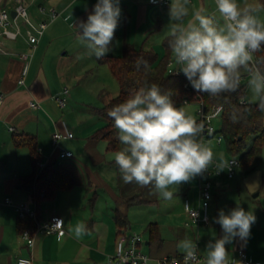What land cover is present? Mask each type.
Wrapping results in <instances>:
<instances>
[{
	"label": "crops",
	"instance_id": "0c3cea01",
	"mask_svg": "<svg viewBox=\"0 0 264 264\" xmlns=\"http://www.w3.org/2000/svg\"><path fill=\"white\" fill-rule=\"evenodd\" d=\"M96 2L97 0H27L31 16L38 21H47L48 26L34 52L26 78V87L19 86L17 82L22 69L20 53L27 49V26L19 19L22 36L16 40L0 38L2 47L7 51V54L0 53V87L5 92V100L0 107V163L3 165L0 176L4 177L2 194L5 198L10 197L15 201L32 199L20 189L19 179L32 174L35 165L27 148L14 146L12 140L14 133L35 134L38 137V150L42 160L48 163L57 161L71 169L79 181V185L73 189L59 191L52 199L41 202L39 208L37 205L42 219L61 217L66 232L61 237L38 234L32 249L21 240L18 226L21 219L16 211L6 205L5 200L3 203L0 202V264H15L17 257L20 256L32 257L34 264H117L113 257L119 235L122 232L128 234L137 232L135 234L140 235L142 230L144 233L140 235L143 239L141 250L151 258L147 264H158V259L165 256L181 257L182 253L177 244L185 237L197 242L198 253L202 257L205 254L206 243L213 237L218 238L222 235L220 225L214 223L213 218L217 217L220 209L227 212L238 204L229 205L218 191L225 181L224 177L229 179L225 166L224 171L213 173L210 178L213 179L211 181L213 197L210 201L208 225H195L190 221L185 209L187 201L190 208H200V176L190 183L181 185L177 192L173 188L174 196L171 200H164L148 188H142L135 183L125 184L114 161L116 151H109L106 141L103 143L100 141L104 140L91 138L92 134L103 126L100 121L89 126L76 141H74L76 126L73 124L68 126L65 123L74 134V138H63L59 145L61 149L72 152L73 156L58 158L57 152L53 150L52 135L56 131L65 134L64 109L59 108L54 97L64 88H69L65 84L69 80L66 73L69 69L67 61L70 56L68 45L59 44L58 48L57 45L64 38L80 44L75 38L76 30L72 25L80 20L86 21ZM238 2L241 6L251 4L260 10L264 9L260 6L259 0ZM3 3L6 9H10L12 16V6ZM40 6L54 7L58 11V17L51 20L48 14H41ZM32 7H36V10L31 11ZM169 7L170 4L165 7L153 5L149 0H120L121 23L115 32L116 42L111 43L109 52L121 49L122 53L123 45L130 43L136 48L145 49L146 46L148 48L145 50H153L162 55L165 51L164 41L169 38ZM188 7L190 11L187 19H191L192 11L200 8H205L210 14H216L214 0H188ZM79 50L77 51L80 53L87 51L83 45ZM107 55L112 54L105 56ZM87 58L90 60L87 75L89 72L93 73L95 69L100 70L101 65L108 67L100 62L101 59H93L90 56ZM118 93L119 91H116L109 96L105 103ZM244 100L248 102L246 97ZM32 101H38L41 109H32L30 106ZM191 106L193 108H189ZM182 107L194 116L198 104L189 103ZM27 110L31 112V116L27 115ZM205 139L201 136L203 142ZM63 142L68 144L64 145L65 148L61 145ZM221 144L223 142L219 146ZM228 159L227 155L226 160ZM227 161H222V165ZM215 165L218 166L212 163L209 167ZM217 170L220 169L217 167ZM223 173H226V176ZM135 195L145 202L128 205L127 200ZM242 207L246 211H253L256 216V209H253L252 205ZM117 212L127 217L126 230H120L117 226L115 221ZM79 222L86 225L87 234L81 239H75L70 235L69 228H74ZM150 224H156L158 230V239L153 242L149 241ZM227 247L236 260H240L239 250H243L251 264H264V219H256L246 245L242 246V242L237 240Z\"/></svg>",
	"mask_w": 264,
	"mask_h": 264
},
{
	"label": "clouds",
	"instance_id": "9594fccd",
	"mask_svg": "<svg viewBox=\"0 0 264 264\" xmlns=\"http://www.w3.org/2000/svg\"><path fill=\"white\" fill-rule=\"evenodd\" d=\"M214 3L218 17L200 8L187 19L188 0H170L167 46L179 66L177 74L182 73L196 93L217 97L235 92L242 73H247L257 107L264 111V59L256 57L264 52V20L258 15L259 9L251 4L241 6L238 0ZM120 17V0H97L86 21L73 23L75 38L88 56L100 60L109 52ZM107 116L122 145L115 152L114 161L125 184L135 183L171 200L173 188L177 192L181 185L202 177L213 163L212 149L201 140L203 123L177 106L172 93L162 91L156 83L129 93L108 109ZM232 118L237 120L235 114ZM225 165H218L217 173ZM256 219L253 211L238 204L227 212L220 209L213 222L220 225L222 235L206 243L202 257L196 241L185 237L178 242L183 264H243L233 258L227 246L237 240L246 245ZM63 225L60 219L50 229H61L63 236ZM69 233L81 239L87 234V227L79 222L69 228Z\"/></svg>",
	"mask_w": 264,
	"mask_h": 264
},
{
	"label": "trees",
	"instance_id": "16d2710c",
	"mask_svg": "<svg viewBox=\"0 0 264 264\" xmlns=\"http://www.w3.org/2000/svg\"><path fill=\"white\" fill-rule=\"evenodd\" d=\"M264 8V0H259ZM167 38L164 41L165 51L162 55L153 50L136 48L133 44L125 43L121 55L104 56L100 62L106 64L119 86L116 97L110 98L102 107L94 108L96 115L105 124L96 130L91 138L107 142L109 151H118L122 145L117 140L116 129L112 120L107 116V111L114 104L126 99L129 93L146 85L156 83L162 91L172 93V99L177 106L182 107L184 99L189 103L204 104L206 111L213 105H222L221 129L217 132L223 139L226 153L229 158H238L240 167L247 175L256 171V161L264 148V111L257 107L258 103H241L245 98L248 86L247 73H242L239 88L232 93H225L217 97L206 93H196L182 75L173 76L167 72V63L171 58L167 46ZM259 59H264V52L257 53ZM146 62V66H145ZM264 67V65H261ZM187 85V87H186ZM248 109V111H244ZM237 120L233 121V115ZM15 147L27 148L35 170L30 175L20 177V189L30 195L39 205L46 199H52L59 191L70 190L79 185L74 172L64 165L54 161L39 169L37 163L42 160L38 150V137L30 133H14L12 135ZM145 202L135 195L127 200L128 205H139ZM115 221L120 230H126L128 219L120 212L116 213ZM19 232L24 229L33 230V225L27 220H19ZM150 242L158 239L156 224H150Z\"/></svg>",
	"mask_w": 264,
	"mask_h": 264
},
{
	"label": "built area",
	"instance_id": "2783aa9c",
	"mask_svg": "<svg viewBox=\"0 0 264 264\" xmlns=\"http://www.w3.org/2000/svg\"><path fill=\"white\" fill-rule=\"evenodd\" d=\"M5 5H11L13 8V12H15V16L12 17L10 12L4 4L2 0H0V38L8 39V40H16L20 36H22V30L19 24V19L23 20L24 24L27 26V49L20 53V59L22 61V69L20 73V77L18 79V85L22 87H26V78L29 73L30 64L36 50L37 44L40 41V38L43 36L44 32L47 29L48 22L45 20H35L28 11L27 0H6ZM149 2L153 5L159 7H165L170 4V0H160V2L153 3L152 0ZM2 4V5H1ZM39 11L41 14H48L51 20H55L58 17V11L54 7L45 8L43 6L39 7ZM0 53L7 54V51L4 50L0 40ZM256 57L259 59L258 55ZM179 71V66L176 65L173 58H171L167 63V72L173 76L182 75V73L177 74ZM247 77L248 74H247ZM242 79V78H241ZM187 87V85H186ZM70 89L64 88L63 91L55 96L54 99L57 102L60 109H65L67 106V98L69 97ZM5 100V92L2 87H0V107L3 105ZM241 103H246L243 99ZM189 104L187 99L183 100L182 105ZM198 107L196 110V120L200 123H203L205 131L202 135L203 138H209L216 136L218 144L223 142V139L220 135H217L218 130L214 126L215 121L221 122V114L223 111L222 105H213L209 111H206L204 108V104L202 102L197 103ZM30 106L34 110L41 109V104L38 101L30 102ZM65 134L62 135L60 132L56 131L52 135V144L53 150L57 152V156L60 159L70 158L73 156V153L67 150H63L60 148V141L63 138L72 139L74 138V134L68 129L67 125L63 123ZM11 130H13L11 128ZM48 162H44L40 160L37 163L39 169L44 168ZM227 165H230L228 168ZM226 173L229 179L235 176L236 168L240 167V161L238 158H229L227 161ZM217 165L213 167H209L208 171L204 173V175L200 178V208L192 209L190 207H185L186 212L189 215L190 221H192L195 225L199 226L200 224L208 225L210 223V215H209V207L210 201L213 197L212 193V183H211V175L213 173H217ZM5 204L12 207L19 219L27 220L33 225V230L24 229L20 232L21 240L25 243V245L32 249L35 244V237L38 234L43 235H56L61 237L60 232L61 229H50L51 226L57 221L62 219L59 216H53L50 219H42L39 216L37 210V204L33 199L24 200V201H15L10 197L5 198ZM185 205L189 206L188 201ZM198 213V218L195 219V214ZM63 220V219H62ZM64 223V221H63ZM63 233L65 234V226L62 228ZM63 234V235H64ZM143 243V239L140 235L135 233L128 234L127 232H122L116 243V250L113 260L117 264H145V259H147V263L151 259L149 255L145 254L141 250V245ZM240 260L243 261V264H251L247 258L246 253L243 250H239L238 252ZM199 256H201L198 253ZM15 264H34L32 257H17ZM158 264H183V255L181 257L175 256H165L158 259Z\"/></svg>",
	"mask_w": 264,
	"mask_h": 264
},
{
	"label": "rangeland",
	"instance_id": "374dc122",
	"mask_svg": "<svg viewBox=\"0 0 264 264\" xmlns=\"http://www.w3.org/2000/svg\"><path fill=\"white\" fill-rule=\"evenodd\" d=\"M5 1L6 0H2V2ZM32 10L35 11L36 7H32L31 11ZM216 15L218 17V13H216ZM258 15L262 20H264V9H259ZM114 41L116 42V38H114L112 42ZM59 44L60 46L68 45V54L70 56L67 61L69 69L68 73H66L69 80L67 84H65L66 87H69L70 94L67 98V106L63 110V121L68 126L70 124L76 126V129H74V141H76L82 137V132L84 133L89 126L94 125L98 121L102 122L103 125L105 124L102 119L96 116L94 108L102 107L109 96L113 95L116 91H119V86L116 79L110 72L109 67H106L105 65H101L102 67H100V70L95 69L93 73L89 72L87 75L90 60L87 58V51L81 53L78 52L80 51L79 48H81L80 44L71 41L69 38L61 40V42L58 43L57 48L60 47ZM144 48L147 49L148 47L144 46ZM106 54L121 55V49L114 52H108ZM91 57L95 59V56H90V58ZM247 80H249V77H247ZM245 93L246 100L249 103H258L256 98L252 95L249 86H247ZM102 95L106 96L103 97ZM189 108H193V106ZM26 112L27 115L31 116V112L29 110ZM194 117L196 118V115H194ZM214 126L219 131L221 129V122L215 121ZM100 142L104 143L105 141ZM203 143L207 144L214 153L213 164L222 165L224 161H227L225 145L221 144L220 147L216 136L206 138ZM61 145L65 148L64 145L68 144L63 142ZM261 152L262 153L256 161V171L254 173L247 175L241 167H238L235 170L234 178L227 179V177H224L225 181L221 185V188L218 189L222 198H225V202L229 205L233 203H238L239 205L242 204V206L248 204L252 205V208L256 209L257 219H264V149ZM84 161L87 162V160ZM2 169L3 165L0 163V170L2 171ZM223 174L226 176V173ZM3 179L4 177L1 175L0 202L2 201V203L5 200V196L1 192L2 185L4 184ZM211 181H213V179ZM254 195H256V197H254ZM140 233L142 234L144 231L142 230Z\"/></svg>",
	"mask_w": 264,
	"mask_h": 264
},
{
	"label": "water",
	"instance_id": "95a60500",
	"mask_svg": "<svg viewBox=\"0 0 264 264\" xmlns=\"http://www.w3.org/2000/svg\"><path fill=\"white\" fill-rule=\"evenodd\" d=\"M11 14H12L13 17L15 16V12H12Z\"/></svg>",
	"mask_w": 264,
	"mask_h": 264
}]
</instances>
